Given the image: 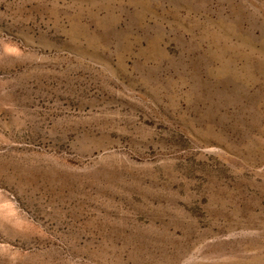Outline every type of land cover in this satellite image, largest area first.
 <instances>
[{
  "label": "rangeland",
  "instance_id": "obj_1",
  "mask_svg": "<svg viewBox=\"0 0 264 264\" xmlns=\"http://www.w3.org/2000/svg\"><path fill=\"white\" fill-rule=\"evenodd\" d=\"M0 264H264V0H0Z\"/></svg>",
  "mask_w": 264,
  "mask_h": 264
}]
</instances>
